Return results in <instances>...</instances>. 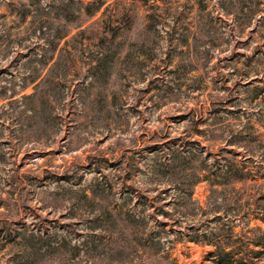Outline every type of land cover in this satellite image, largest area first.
<instances>
[{
	"label": "rangeland",
	"instance_id": "374dc122",
	"mask_svg": "<svg viewBox=\"0 0 264 264\" xmlns=\"http://www.w3.org/2000/svg\"><path fill=\"white\" fill-rule=\"evenodd\" d=\"M262 219L264 0H0V264H264Z\"/></svg>",
	"mask_w": 264,
	"mask_h": 264
},
{
	"label": "trees",
	"instance_id": "16d2710c",
	"mask_svg": "<svg viewBox=\"0 0 264 264\" xmlns=\"http://www.w3.org/2000/svg\"><path fill=\"white\" fill-rule=\"evenodd\" d=\"M264 221V219H262ZM258 233L260 234V237H257V239L253 242L255 246H261L264 245V232L260 231V229H257ZM224 252V251H223ZM227 254V253H225Z\"/></svg>",
	"mask_w": 264,
	"mask_h": 264
}]
</instances>
